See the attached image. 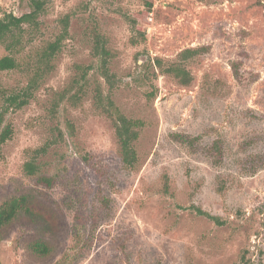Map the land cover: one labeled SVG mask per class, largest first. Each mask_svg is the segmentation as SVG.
I'll return each instance as SVG.
<instances>
[{"label":"rangeland","instance_id":"rangeland-1","mask_svg":"<svg viewBox=\"0 0 264 264\" xmlns=\"http://www.w3.org/2000/svg\"><path fill=\"white\" fill-rule=\"evenodd\" d=\"M29 10L28 0H0V17ZM66 15L56 70L6 116L0 204L26 195L31 211L2 228L1 264H264V0H51L28 45L33 60ZM131 19L145 35L137 44ZM93 26L113 51L112 82L91 77L79 105L59 101L78 65L96 61ZM198 46L208 48L186 64L190 85L154 63ZM28 70L0 73L8 93L27 86ZM100 88L141 122L133 167L96 103ZM43 146L36 163L52 186L24 168Z\"/></svg>","mask_w":264,"mask_h":264},{"label":"trees","instance_id":"trees-1","mask_svg":"<svg viewBox=\"0 0 264 264\" xmlns=\"http://www.w3.org/2000/svg\"><path fill=\"white\" fill-rule=\"evenodd\" d=\"M51 0H28L29 11L21 15H15L12 12H4L0 17V43H2L8 54L0 58V73L15 69H30L29 83L18 92L8 93L1 81L0 75V95L4 98L0 106V158L2 156L3 145L13 135V125L7 120V114L11 108L18 110L30 103L34 97V92L42 83V80L57 68V58L62 52L65 40L69 38V22L70 16L66 15L61 19L62 28L59 34L52 40L45 42L37 49L36 59H32L28 55V45L33 42V38L40 29V15L46 11L47 5ZM152 5L149 6L151 8ZM133 35L130 38L132 44L139 42V34L145 40V35L137 31L135 27V19H131ZM138 32V33H137ZM93 46L92 56L96 58L95 63L88 65H78L79 73L75 74L70 83L60 92L59 101L67 99L75 106L79 105L82 96L87 92V86L91 77L101 75L107 82H112L113 74L110 72V60L113 57V51L107 46L108 41L98 31L96 26L91 28ZM208 47H188L183 49L175 60H165L162 57H155L154 63L165 73L173 75L179 83L190 85L192 82V74L187 68V62L193 60L197 55L204 53ZM236 68V64L234 63ZM237 71V69H236ZM97 79V77H95ZM102 84V83H101ZM97 105H99L112 118L117 137L119 139L122 151L123 162L133 167L138 162V155L134 146V141L139 137L141 122L126 117L113 104L109 96L105 98L103 90L100 88L97 92ZM108 100V101H106ZM45 147H40L32 151L29 161H26L24 168L29 175H36L37 182L52 186L54 177L42 175L40 166L36 163L38 156L45 153ZM198 208V207H197ZM200 214H205L219 222V217L210 215L201 208L197 209ZM31 211L28 197L26 195L15 196L4 200L0 204V232L2 228L13 220L20 212ZM31 249L41 255L49 253V246L42 241H34ZM1 264V262H0Z\"/></svg>","mask_w":264,"mask_h":264}]
</instances>
